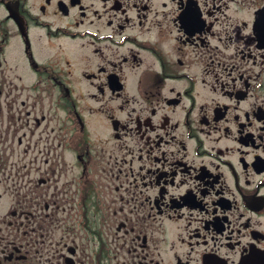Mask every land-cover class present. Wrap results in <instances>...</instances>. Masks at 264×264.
I'll return each instance as SVG.
<instances>
[{"label": "flooded vegetation", "instance_id": "flooded-vegetation-1", "mask_svg": "<svg viewBox=\"0 0 264 264\" xmlns=\"http://www.w3.org/2000/svg\"><path fill=\"white\" fill-rule=\"evenodd\" d=\"M264 0H0V264H264Z\"/></svg>", "mask_w": 264, "mask_h": 264}]
</instances>
